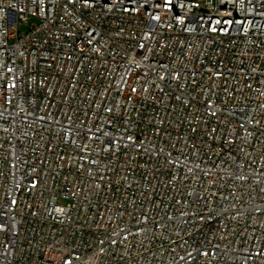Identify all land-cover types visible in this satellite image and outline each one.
Returning a JSON list of instances; mask_svg holds the SVG:
<instances>
[{
    "label": "built area",
    "instance_id": "obj_1",
    "mask_svg": "<svg viewBox=\"0 0 264 264\" xmlns=\"http://www.w3.org/2000/svg\"><path fill=\"white\" fill-rule=\"evenodd\" d=\"M0 264H264V0H0Z\"/></svg>",
    "mask_w": 264,
    "mask_h": 264
},
{
    "label": "rangeland",
    "instance_id": "obj_2",
    "mask_svg": "<svg viewBox=\"0 0 264 264\" xmlns=\"http://www.w3.org/2000/svg\"><path fill=\"white\" fill-rule=\"evenodd\" d=\"M35 24H36V20L31 19L29 21V25H35ZM29 29H30V27L28 25H26V26L21 25L19 32L20 33H27L29 31Z\"/></svg>",
    "mask_w": 264,
    "mask_h": 264
}]
</instances>
